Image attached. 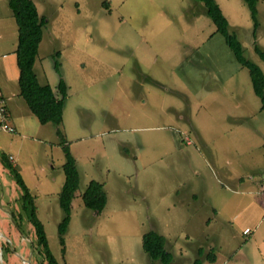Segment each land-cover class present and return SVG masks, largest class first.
Wrapping results in <instances>:
<instances>
[{
  "label": "rangeland",
  "instance_id": "rangeland-1",
  "mask_svg": "<svg viewBox=\"0 0 264 264\" xmlns=\"http://www.w3.org/2000/svg\"><path fill=\"white\" fill-rule=\"evenodd\" d=\"M216 1L264 71V0L257 24L245 0ZM34 2L48 19L35 70L55 90L61 78L68 84L61 128L80 185L63 245L65 152L56 125H41L18 79H8L4 55L15 56L18 25L0 0V85L16 129H0V264L43 260L11 167L32 195L53 264H160L143 248L151 230L166 237L170 264H264V104L204 3ZM92 180L104 183L101 213L82 197Z\"/></svg>",
  "mask_w": 264,
  "mask_h": 264
},
{
  "label": "trees",
  "instance_id": "trees-1",
  "mask_svg": "<svg viewBox=\"0 0 264 264\" xmlns=\"http://www.w3.org/2000/svg\"><path fill=\"white\" fill-rule=\"evenodd\" d=\"M206 6V12L217 26V30L226 37V41L236 55L238 61L249 69L252 84L255 93L261 98L264 104V71L262 68L248 59L244 55L243 46L235 33L229 29V21L224 14L220 4L216 0H199ZM257 1L245 0L252 10V17L257 24ZM8 5L16 19L18 25V45L16 48L17 65L19 68V87L20 95L25 99L30 111L43 125L53 123L56 125V133L59 144L65 152L66 162L64 171L66 180L59 193L60 205L64 210L65 216L59 225V235L62 244H65V234L71 221L72 201L80 185V171L77 159L72 154L69 141L65 132L61 128L64 121V106L68 96V84L64 78H61L57 89L55 90L50 83H41L35 70V64L39 55V47L44 35V26L48 23L46 16H41L34 0H8ZM256 51L264 60V50L256 47ZM60 51L55 55L60 56ZM60 62L57 59L56 66L59 68ZM6 112L9 117L8 107ZM11 159V157H10ZM5 161H9L7 157ZM10 172L15 173L20 189L24 192L21 203L22 209L28 212L32 227L35 229L36 241L38 243V253L43 257L41 264L56 263L45 231L43 222L36 214L34 201L31 199V193L26 185L22 175L14 168ZM85 205L101 213L107 204V195L104 183L92 180L83 192ZM30 204V205H28ZM33 204V205H31ZM9 244V243H7ZM143 248L150 256L152 261H159L160 264H170L173 260V253L166 246V237L156 230H151L143 235ZM203 255V251L200 250ZM208 259L214 262L213 255H208ZM192 264H203L202 259H196Z\"/></svg>",
  "mask_w": 264,
  "mask_h": 264
},
{
  "label": "crops",
  "instance_id": "crops-1",
  "mask_svg": "<svg viewBox=\"0 0 264 264\" xmlns=\"http://www.w3.org/2000/svg\"><path fill=\"white\" fill-rule=\"evenodd\" d=\"M7 4H8V0H7ZM9 6V5H8ZM10 8V7H9ZM11 9V8H10ZM11 15H13L12 13V10H11ZM18 45V43H17ZM17 48V46H16ZM40 49V48H39ZM4 60H5V65L7 66L8 68V71L6 72L7 73V76H8V79L10 81V79L12 80H15V79H19V68H18V65H17V56H16V50H15V56H8V55H4ZM8 59H9V63H8ZM36 65V64H35ZM19 81V80H18ZM19 84V82H18ZM1 89H2V92L4 93L5 95V98H6V104H7V107H8V112H9V115H10V118H11V110H10V106H9V103H8V99H7V96L5 94V92L3 91V88L2 86L0 85ZM39 121V120H38ZM11 122V121H10ZM41 124V123H40ZM13 125V124H12ZM43 125V124H41ZM13 159V158H12ZM263 188H264V185H263Z\"/></svg>",
  "mask_w": 264,
  "mask_h": 264
},
{
  "label": "built area",
  "instance_id": "built-area-1",
  "mask_svg": "<svg viewBox=\"0 0 264 264\" xmlns=\"http://www.w3.org/2000/svg\"><path fill=\"white\" fill-rule=\"evenodd\" d=\"M0 129L10 131V132L16 131L14 126H12L8 122V114L6 112V98H5L2 90H0Z\"/></svg>",
  "mask_w": 264,
  "mask_h": 264
}]
</instances>
